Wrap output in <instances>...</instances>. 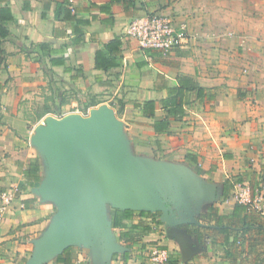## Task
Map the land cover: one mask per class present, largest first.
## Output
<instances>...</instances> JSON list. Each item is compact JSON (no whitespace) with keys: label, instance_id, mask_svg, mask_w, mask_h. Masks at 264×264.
Listing matches in <instances>:
<instances>
[{"label":"crops","instance_id":"crops-1","mask_svg":"<svg viewBox=\"0 0 264 264\" xmlns=\"http://www.w3.org/2000/svg\"><path fill=\"white\" fill-rule=\"evenodd\" d=\"M69 2L0 0L13 14L0 37V207L14 193L0 264H63L67 248L68 264H150L153 246L169 251L166 264H257L264 215L246 204L227 217L245 187L264 193V13L235 21L234 0H75L72 14ZM151 12L172 16L187 42L166 56L140 48L126 29ZM117 37L115 65L97 67ZM70 85L77 97H60ZM172 89L183 93L180 113L165 105ZM157 121L168 122L158 133ZM34 162L39 172L26 175ZM116 209L136 212L125 220L133 240L112 226ZM221 227L247 247L230 249Z\"/></svg>","mask_w":264,"mask_h":264},{"label":"built area","instance_id":"built-area-1","mask_svg":"<svg viewBox=\"0 0 264 264\" xmlns=\"http://www.w3.org/2000/svg\"><path fill=\"white\" fill-rule=\"evenodd\" d=\"M69 8L73 14L77 13L75 0H70ZM126 33L138 41L140 48L146 51H155L164 56L182 47L189 38L186 28L177 25L172 16L162 13H147L137 16L128 24ZM245 187L239 194L240 203L253 206L259 213L264 215V193L261 188L255 190ZM14 193L6 191L2 194V206L0 207V220L14 199ZM170 260L169 251L159 246H153L150 252V264H166Z\"/></svg>","mask_w":264,"mask_h":264},{"label":"trees","instance_id":"trees-1","mask_svg":"<svg viewBox=\"0 0 264 264\" xmlns=\"http://www.w3.org/2000/svg\"><path fill=\"white\" fill-rule=\"evenodd\" d=\"M69 12H71L70 9H69L68 13ZM12 20H13V14H12L10 7L9 6H1L0 7V37L6 38L8 36L9 32H8V29L5 26V24H7L8 22H10ZM120 46H121V41L117 37V38L111 40L105 46V49L99 50L96 53V66L108 68V67H111L112 65H115L112 61L108 60L107 53L108 52L115 53L116 51H119ZM182 94L183 93L180 89L170 90L169 99L165 101V105H168V104L170 105L169 111H171L173 113H180V104L176 103V99L178 97H180ZM155 108H156V102L154 100H148V101H145L143 103L144 112L151 115V116L155 115ZM167 123L168 122L163 123L162 121L155 122L154 127H155L156 132L157 133L161 132L160 130L162 127H160V125L161 124L166 125ZM40 168H41L40 165L37 164L36 162L31 163L26 167V175H36V172H39ZM38 178H39V176L37 175L36 179H38ZM241 205L247 206L245 203H239V206H237L234 213L227 217L228 220H233L235 218L240 217V214L245 209V206H241ZM210 211L212 214L215 215L217 225H218V227H220L221 224L223 223V221L225 220V216L219 214V210H218L217 206H212L210 208ZM139 214L143 215V214H147V213L144 211H140ZM111 215H112V226L113 227H121V228L128 227L127 232L125 231L121 234V238L126 239L128 241L133 240L135 238V235H137V226L133 223H130V224L125 223V220L133 219L136 216V212L134 210H131V209H116V210L112 211ZM248 218H249L248 216L242 217L243 224L246 225L248 223ZM189 227H190V225H189ZM193 229L195 231H197L198 234L201 231L200 226H194ZM218 229L226 235V237H227L226 244L230 249L232 246H235L239 241H240L239 243L242 244L243 248L245 246L247 247L248 239L245 238L243 241L240 240V232H237L233 236V238H231L230 231H229L228 227H221ZM259 232L262 233L263 231L260 230ZM245 234H246V230H242L241 235H245ZM242 251H244V250H242ZM249 251L250 252L255 251L254 244H250ZM69 257H70V248H67L63 252V255L59 256L58 261H59V263L68 264L70 262ZM257 264H264V257H262Z\"/></svg>","mask_w":264,"mask_h":264},{"label":"rangeland","instance_id":"rangeland-1","mask_svg":"<svg viewBox=\"0 0 264 264\" xmlns=\"http://www.w3.org/2000/svg\"><path fill=\"white\" fill-rule=\"evenodd\" d=\"M163 2H165V4H166V2H168V0H163ZM231 8H232V13L234 14V16H237V17H234V20L235 21L236 20L241 21L240 15L244 11L249 12V10L254 9L255 14H258V13L263 14L264 13V0H234V3H233ZM151 13H154V12H151ZM64 89H67V93H63V90L61 88V90L59 92L60 97H62V94L65 97L69 98V100L73 99L74 97H77L78 87L76 85L75 86L70 85L67 88L64 87ZM53 95L56 97L57 93L54 92ZM42 98H43V96H41V99H34L33 106H32L34 112L38 113L43 109ZM41 100H42V102H41ZM47 101H48V104L50 105V103H52L53 101L55 102V99L54 98L51 99V97L49 95ZM128 146H129V144H128ZM129 181L135 182V175L134 174H133V176H131V174L129 173Z\"/></svg>","mask_w":264,"mask_h":264}]
</instances>
